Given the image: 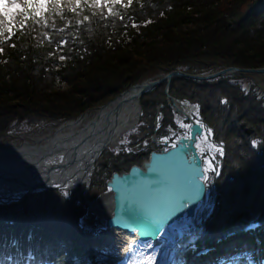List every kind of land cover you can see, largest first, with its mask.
Returning <instances> with one entry per match:
<instances>
[{"label": "trees", "instance_id": "obj_1", "mask_svg": "<svg viewBox=\"0 0 264 264\" xmlns=\"http://www.w3.org/2000/svg\"><path fill=\"white\" fill-rule=\"evenodd\" d=\"M245 1L131 0L129 4V0H123L122 4L109 2L105 7L103 4L96 6L92 1L81 0L77 6L75 0H61L56 7L59 8L57 15L49 13L50 16L46 14L35 19L17 39L0 44L3 49L0 52V137H5L21 123L30 125L34 121L41 124L99 105L145 73L155 68L168 70L187 64L192 57L205 56L204 60L217 64L264 65V40L255 43L252 38H240L244 33L235 30L239 28L230 30L219 25L224 18H232L234 11ZM19 2L23 3V0ZM245 18L252 19L253 14H247ZM257 27H260L259 31L253 32V36L261 40L264 22L258 23ZM240 41L245 43L242 45ZM254 43L259 50L252 47ZM208 55H212L211 59ZM238 103L237 97L229 101V105ZM246 107L250 111L262 110L258 102L253 109ZM244 113L239 122L244 121ZM249 126L263 142V147L264 110ZM249 138L236 130L226 136L225 149L229 155L225 166L232 176L236 165L237 178H243L244 182L239 185L236 180L227 181L226 168L223 170L216 181V206L205 221L208 234L222 230L224 225L226 228L241 226L249 218L264 215V202L254 206L259 197L258 190L250 192L253 180L259 183L264 180L257 174L258 165H262L264 176V162L250 150ZM136 159L132 155H121L116 162L126 168ZM113 162L108 163L113 165ZM103 179L96 184L101 181L102 186ZM63 196L61 192H50L27 197L18 204L19 214L26 218L37 214L39 217L35 219L53 217L74 223L73 216L79 210L74 204L75 195L71 199ZM225 202L238 206L233 214L229 210L234 209V205L222 207ZM36 210L39 213H35ZM13 212H17V207ZM48 230L42 236L45 241L51 233L54 241L58 237L72 240L75 247L82 245L71 229L63 228V232ZM27 231L28 228L22 233ZM260 238V253L264 254V234H260ZM43 240L35 236L36 244L32 243V246L44 243ZM21 243L27 245L24 240ZM61 243L59 241V246ZM59 258L57 256L56 260Z\"/></svg>", "mask_w": 264, "mask_h": 264}, {"label": "bare ground", "instance_id": "obj_2", "mask_svg": "<svg viewBox=\"0 0 264 264\" xmlns=\"http://www.w3.org/2000/svg\"><path fill=\"white\" fill-rule=\"evenodd\" d=\"M137 89L131 90L125 93L123 101L117 108V115L115 117L109 116L106 120L108 109L93 110L79 118L70 119L67 122L59 126L53 135L34 137L32 142H27V148L29 151H34L33 144L35 142L42 141L41 149L48 150L54 145L58 144V148L54 152L49 153L47 157L37 159V166L33 168L34 162L28 158L27 162L32 166L28 171L22 172L21 175L15 172L6 171L5 175L13 176V183L3 178L0 179V185L3 189H18L22 184L20 177L34 181L36 174H42L47 169L58 166L62 160H60L70 149L69 143H73L75 138L82 135L79 142H84L78 147L79 151H86L83 158L79 159L75 164L69 165L65 170L51 175L48 181L54 182L59 186L75 185L82 179H87L85 176L88 162L92 155L97 153L99 147L105 145L110 150H117L119 148L122 136L130 129L135 123L138 115V107L136 106L137 98L135 96ZM189 109V108H187ZM105 117V120H104ZM180 120V118H179ZM181 123V121H180ZM86 124V127H83ZM183 125V123H182ZM205 137V136H204ZM15 147L16 150L19 147ZM8 146L1 148V152H4ZM1 154V153H0ZM10 165L13 160L5 161ZM45 167V168H44ZM113 193L105 191L100 194L94 201L89 204V214H93L98 221H106L112 213L114 204L112 202ZM201 210L198 211V214ZM176 224H179L177 222ZM194 229L197 228V222L194 220L191 222ZM173 227H170L171 237L174 242L170 245V242L166 239V235H163L159 243L156 246L149 243L143 248H139L140 252H135L132 249L133 241L136 237L135 234H127L123 231H117L113 235L115 239L114 243L116 248L111 250L106 256L102 264H137L138 261H142L144 257L152 256L153 260L151 264H176L180 258L181 251L186 245V241L190 238L186 236V228H183L181 232H176ZM186 231V232H185ZM185 232V233H184ZM131 245V247H129ZM151 245V247H148ZM133 248H138L135 246ZM146 249H148L146 251ZM179 257V258H178ZM178 258L177 260L174 259Z\"/></svg>", "mask_w": 264, "mask_h": 264}, {"label": "water", "instance_id": "obj_3", "mask_svg": "<svg viewBox=\"0 0 264 264\" xmlns=\"http://www.w3.org/2000/svg\"><path fill=\"white\" fill-rule=\"evenodd\" d=\"M196 132L198 128L194 127L192 134ZM192 150L191 142L185 145L182 141L173 149L153 153L150 160L143 163L144 169L135 166L128 173L114 174L110 183L114 190V216L110 221L123 222V227L128 231H137L144 240H157L161 231L153 224V218L163 221L164 230L179 219L188 220L192 217L204 195L200 160L196 158L187 163L185 154ZM46 152L41 149L34 153L41 155ZM18 162V171L30 165L21 158ZM6 170L8 165L0 164V172ZM8 177L13 178L12 175ZM125 194H129L133 202H128ZM173 208L175 211L171 219H166Z\"/></svg>", "mask_w": 264, "mask_h": 264}, {"label": "rangeland", "instance_id": "obj_4", "mask_svg": "<svg viewBox=\"0 0 264 264\" xmlns=\"http://www.w3.org/2000/svg\"><path fill=\"white\" fill-rule=\"evenodd\" d=\"M241 36H240V38H245V39H247L248 37H249V39L253 36V33L252 32H250V33H244V35H242V34H240ZM240 38H236L237 40H239ZM241 42V41H240ZM245 42H241V44L243 45ZM241 45V46H242ZM252 47H254L255 49H257V50H259L260 48H256V46H255V43L252 45ZM251 77H252V79L254 80V81H249V80H247L246 82H242V86H243V89L245 90V91H248V89H249V87H250V85L251 84H249L248 82H252V84H254V85H256V87H254V86H252L256 91H257V99L258 100H262V99H264V75L263 74H260V75H250ZM259 97H263V98H259ZM184 105L186 104V103H188L189 101L188 100H180ZM210 107L209 108H205V109H207V110H209V111H211V110H213L215 113H217V114H219L220 115V117L222 118V119H224V120H226L225 119V116H226V111L228 110V108L231 106H227V107H224V106H221V107H219V106H217V104L215 103V101H214V99L212 98L211 100H210ZM245 105V107H243V108H240V106L239 105ZM237 105H234L233 104V110L235 111L233 114L235 115V116H237L240 120L243 118V113H244V111H245V113H244V121L242 120L241 122H243V123H245L246 125H249L250 123H252V122H254V118H255V116H257L258 114H260L261 112H263V111H261V112H257L256 111V109H254V110H248V108L246 107V106H250V108H252L253 109V105H255V104H253V103H247V102H245V101H239V103H238ZM264 104V103H263ZM195 112H196V109H195ZM248 114H250L251 115V117H248ZM182 116V115H181ZM183 120V125L181 126V127H179V128H181L183 131H187V123H186V121H185V119L184 118H180V120H179V122L180 121H182ZM215 126H217V128H218V130H219V132H220V134L222 135V134H225V133H229V132H234L235 130L236 131H239L240 133H242V135H246V134H248V135H250L251 134V132L249 131L250 129H248V127L247 128H241V126L240 125H238V123H235V122H233V121H231V120H227V123H226V126L225 127H222V126H220V125H218V121H216L215 122ZM46 131H49V132H51V130H46ZM157 131H159V129L157 130ZM161 131H159L158 132V136L157 137H155V138H157L158 140H160V141H175V138H171V133L169 132V135L167 134V132L166 131H162L161 133H160ZM246 132H248V133H246ZM171 143L169 142V145H170ZM149 145H154V146H159V143L157 142V141H154V142H150V140H149V144L145 147V148H147ZM198 145H199V148H200V151H201V153L204 155L205 153V151H206V149L208 148H210L211 146H213L211 143H210V139H209V134H208V137H207V139L206 138H200L199 139V142H198ZM219 149H217V148H215V151L217 152ZM211 159H209V160H211L212 161V167H215V169H216V171L215 172H218L219 171V164L215 161V158H212V157H210ZM206 161H208V159H206L205 160V166H206V168H209V165L208 164H206ZM215 172H213V171H211V169L209 168V170L207 171V174H209V176H212ZM207 180H208V178H207ZM209 181H210V179H209ZM214 181H216V180H214ZM213 181H211L210 182V189H209V191H210V193L208 194V197L206 198V200H205V204H204V206H203V208H202V210L200 211V213H199V215H198V221H197V225H198V232L195 234V236H197L198 235V233H199V228L201 227V221H202V219L203 218H205L206 216H207V213L209 212V210H211V207H212V205H213V199H214V196H213V199H212V195H211V193H212V190L211 189H213ZM93 190H95L96 192H94ZM99 190L97 189V187H93V188H91V190H90V194L91 195H93L94 193H95V195H99ZM73 195V194H72ZM95 195H93L92 197H94ZM70 196V195H69ZM75 196H77V195H75ZM125 196H126V200L128 201V202H133V198L132 197H130V195L129 194H125ZM61 203V202H60ZM226 206H229V207H231L232 206V204H230V203H224L223 204V206L222 207H226ZM81 208V210H80V212L78 213V215H74L73 217H75V219H77L76 217H81L80 219H79V226H86V228L87 229H89L90 230V232L91 233H98L101 237H106V238H110V237H112L113 236V234H109V232L108 231H106L105 229H107L104 225H101L100 223H99V221L97 220V218L96 217H94V216H91V215H89L87 212L85 213V208H86V206H81L80 207ZM35 212V211H34ZM35 213H39V212H37V210H36V212ZM68 224H69V222H62V224L61 225H59L58 227H62L63 225L65 226V227H67L68 226ZM25 229H27V227L25 228V227H22L21 228V230H25ZM20 230V229H19ZM61 231V232H63L60 228H58V229H56V231ZM29 231H30V229H29ZM58 233H60V232H58ZM21 235H24V234H19V236L18 237H20ZM31 235H33V234H30V236ZM25 236H28V235H24V238H25ZM195 238H192V239H190V243L194 240ZM62 239H57L56 240V242H57V244L59 245V241H61ZM109 242H111V239H109L108 240ZM114 241V240H113ZM65 243V242H64ZM190 243H188V245L190 244ZM30 242H28L27 243V245H28V247H30ZM114 245H116L115 243H114ZM187 245V246H188ZM31 248V247H30ZM34 249V248H33ZM39 249V247H36L35 248V250L37 251ZM40 250V249H39ZM109 250H110V248L109 247H105V250H102V249H100L97 245H94V247H93V254H95V255H99V264L101 263V262H103V260H104V257L106 256V254L109 252ZM16 257V256H15Z\"/></svg>", "mask_w": 264, "mask_h": 264}, {"label": "snow or ice", "instance_id": "obj_5", "mask_svg": "<svg viewBox=\"0 0 264 264\" xmlns=\"http://www.w3.org/2000/svg\"><path fill=\"white\" fill-rule=\"evenodd\" d=\"M50 2H54L56 4L60 3V0H23V3L19 2V0H0V36H3L5 32H7L6 39H10L11 36L14 34V29L16 27L15 24V18L17 14H24V13H32L36 17H40L41 14L45 11H47V5ZM87 2V0H85ZM109 2L113 4H122L123 0H93V4L96 6H99L103 4V6L107 7ZM75 3L77 6L80 5L81 0H75ZM129 4H131V0H129ZM108 11L111 13L112 9L109 8ZM25 21L31 19L30 15H25L24 17ZM6 21V26H5ZM135 26V25H133ZM21 27H24V25H21ZM3 49L0 48V52H2ZM60 59H64V57H60ZM226 103V101H224ZM210 131V130H208ZM199 146V145H198ZM253 146H256V142L253 141ZM173 147L175 148L176 145L173 144ZM220 151V154H223L222 150ZM206 164L209 165V168L211 171L215 172V167H212V161L208 160L206 161ZM209 168L205 169V173L209 170ZM218 174V173H217ZM204 180H207V176H203ZM67 195V193H65ZM186 203V202H185ZM175 209L173 208L172 211H170L166 217V219H171L172 212H174ZM153 224L157 227L158 230L163 231V221L153 218ZM131 247V245L129 246ZM148 247H151V245H148ZM153 260L152 256H145L142 261H138L137 264H151Z\"/></svg>", "mask_w": 264, "mask_h": 264}]
</instances>
